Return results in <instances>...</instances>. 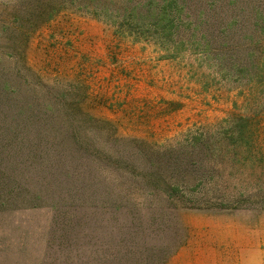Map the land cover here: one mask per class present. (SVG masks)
Instances as JSON below:
<instances>
[{
    "label": "rangeland",
    "instance_id": "1",
    "mask_svg": "<svg viewBox=\"0 0 264 264\" xmlns=\"http://www.w3.org/2000/svg\"><path fill=\"white\" fill-rule=\"evenodd\" d=\"M49 12L0 0V63L85 96L107 124H91L92 163L72 184L0 174V264H264V112L245 83L200 48L167 57L74 8Z\"/></svg>",
    "mask_w": 264,
    "mask_h": 264
},
{
    "label": "trees",
    "instance_id": "2",
    "mask_svg": "<svg viewBox=\"0 0 264 264\" xmlns=\"http://www.w3.org/2000/svg\"><path fill=\"white\" fill-rule=\"evenodd\" d=\"M47 1L51 18L62 8H74L113 27L121 38L157 45L167 57L186 47L202 49L214 56L222 79L245 83L247 92L241 95H246L247 102L256 100L257 114L264 112V0ZM26 23L29 27L30 21ZM16 28L25 33L24 23ZM235 46L248 47L246 56L236 58ZM29 70L18 61L10 69L0 63V174L58 176L72 184L91 166L92 125L107 123L83 110L85 96L75 100L71 89L55 96L54 87L37 81ZM170 185L167 193L173 196L178 188Z\"/></svg>",
    "mask_w": 264,
    "mask_h": 264
}]
</instances>
